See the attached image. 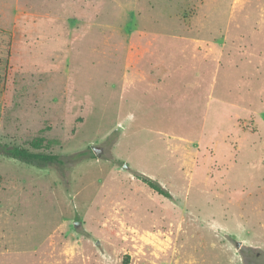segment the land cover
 <instances>
[{
	"label": "rangeland",
	"instance_id": "obj_1",
	"mask_svg": "<svg viewBox=\"0 0 264 264\" xmlns=\"http://www.w3.org/2000/svg\"><path fill=\"white\" fill-rule=\"evenodd\" d=\"M0 142V264H264V0H0Z\"/></svg>",
	"mask_w": 264,
	"mask_h": 264
},
{
	"label": "trees",
	"instance_id": "obj_2",
	"mask_svg": "<svg viewBox=\"0 0 264 264\" xmlns=\"http://www.w3.org/2000/svg\"><path fill=\"white\" fill-rule=\"evenodd\" d=\"M0 153L8 158H12L34 166H43L47 164L59 166L61 168L66 166V160L61 154L32 151L20 145L5 144L0 142ZM92 155L93 153L91 151L84 150L76 154L75 158H77V160H81L85 158V156L87 157ZM136 176L158 194L167 198L172 197L171 192L156 179H153L142 173H136Z\"/></svg>",
	"mask_w": 264,
	"mask_h": 264
}]
</instances>
